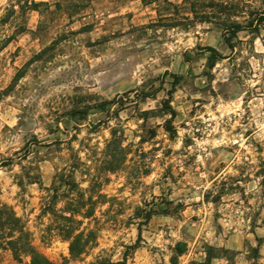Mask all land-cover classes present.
<instances>
[{"label":"rangeland","instance_id":"obj_1","mask_svg":"<svg viewBox=\"0 0 264 264\" xmlns=\"http://www.w3.org/2000/svg\"><path fill=\"white\" fill-rule=\"evenodd\" d=\"M232 46L183 0H0V264L15 219L58 264H264V29Z\"/></svg>","mask_w":264,"mask_h":264},{"label":"trees","instance_id":"obj_2","mask_svg":"<svg viewBox=\"0 0 264 264\" xmlns=\"http://www.w3.org/2000/svg\"><path fill=\"white\" fill-rule=\"evenodd\" d=\"M183 6L188 8L193 18L206 23L216 24L224 29V38L231 48L232 40L236 39L241 32L249 34H259L264 29V0L262 1V9H254L243 0H183ZM209 51L217 54L213 48H208ZM222 59L221 56H218ZM177 79V78H176ZM3 96V94H1ZM171 116L174 118L175 112L171 111ZM166 131L170 134H175L172 126V120L167 122ZM14 225L19 234V237L9 243L13 246L17 259L20 260V255L25 254L30 257L29 264H58L51 261L47 256L42 254L29 240V233L25 230L20 219H15ZM142 229L139 227V240L133 247L127 249H136L140 243ZM84 236V233L76 234L72 231H67L65 238L71 241L70 251L73 257L81 255L85 248L90 244V237ZM125 254L124 260L127 259ZM62 264H69L68 260H64Z\"/></svg>","mask_w":264,"mask_h":264}]
</instances>
